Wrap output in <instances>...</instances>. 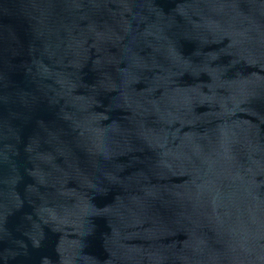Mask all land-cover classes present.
Listing matches in <instances>:
<instances>
[{"label":"water","instance_id":"water-1","mask_svg":"<svg viewBox=\"0 0 264 264\" xmlns=\"http://www.w3.org/2000/svg\"><path fill=\"white\" fill-rule=\"evenodd\" d=\"M0 264H264V0H0Z\"/></svg>","mask_w":264,"mask_h":264}]
</instances>
